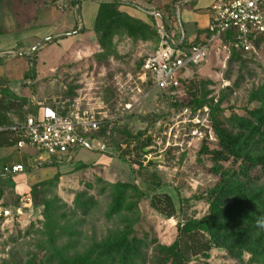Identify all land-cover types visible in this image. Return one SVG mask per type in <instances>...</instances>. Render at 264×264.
I'll return each mask as SVG.
<instances>
[{"label":"rangeland","instance_id":"rangeland-1","mask_svg":"<svg viewBox=\"0 0 264 264\" xmlns=\"http://www.w3.org/2000/svg\"><path fill=\"white\" fill-rule=\"evenodd\" d=\"M76 1L3 0L0 3V47L14 38L15 31L23 33L20 36L24 37L26 33L54 26L56 34L67 35L46 42L33 60L27 58L30 59L27 72L30 80L23 83L17 95L32 102L34 99L47 101L65 113L79 104L103 113L108 122L122 115L120 122L115 125L109 122L96 134L115 155L78 149L73 163H59L58 156L54 157L58 162L54 165L43 166L13 179H0V188L4 190L0 201L2 207L17 206L20 199L35 188L40 202L27 213L22 224L0 226V264H45L56 249L69 244L71 254H75L87 249L95 240L107 237L116 229L117 219L108 221L106 218L111 200L108 193H102L104 185L99 183L100 180L138 186L144 195L139 200L142 219L136 225L137 236L169 246L180 235L175 225L177 221L200 219L207 214L210 206L208 195L217 184L218 175L239 172L238 165L232 160L214 162L211 156L201 155V143L193 135L195 130L181 124L184 118L179 111L176 114L169 111L166 118L157 117L159 95L153 90L151 75H144L145 62L158 46L157 38L140 40L119 34L113 41L115 52H110L101 48L92 29L97 17V4L119 2L124 11L148 23L153 13L171 19L175 22L170 24L172 33L184 29L189 48L197 43L192 38L199 34V27L194 23L196 14H199L195 10L199 2L92 0V3L78 0L76 4ZM79 1H83L80 13ZM184 7L180 15L178 12ZM188 12L194 16L192 21ZM80 15L84 20V31L75 29L81 23ZM37 42L35 38L21 41L24 46H34ZM208 53L209 61L194 69L199 96L204 94L202 83L210 82L208 106L214 107L212 117L223 129L236 130L232 121L234 117L245 116L248 110L261 106L258 102L251 103L250 96L253 90L264 84V43L259 48L252 46L246 50L241 60L232 65L219 42L210 46ZM192 92L195 90L183 88L179 102L190 100ZM171 102L167 100V106ZM197 113L193 111V116ZM205 115L203 113L201 119H205ZM144 132L152 139V147L143 153L141 148L146 139L135 138ZM119 151L126 152V159L116 156ZM28 153L41 154L33 148ZM163 155L166 156L164 163L149 164ZM3 171L4 164L0 163V174ZM82 192L95 199L91 214L68 217L73 211L75 198ZM156 194L171 196L176 206L175 220L169 222L167 216L153 207ZM45 200L54 204L49 212L50 220L46 217ZM64 214H67L66 218ZM31 224L35 227L28 231ZM62 228L67 233H62ZM68 231L78 232V235L69 237ZM54 239L56 249L51 245ZM190 264H236V261L226 252L214 249L210 259L200 257Z\"/></svg>","mask_w":264,"mask_h":264},{"label":"trees","instance_id":"trees-1","mask_svg":"<svg viewBox=\"0 0 264 264\" xmlns=\"http://www.w3.org/2000/svg\"><path fill=\"white\" fill-rule=\"evenodd\" d=\"M2 1L0 0V3ZM63 1L65 0H52L53 3ZM163 17L169 31L172 32L170 24L175 22ZM150 19L151 22L148 23L131 16L122 9L119 2H103L100 4L94 31L101 48L110 52H115L113 41L119 34L140 40L157 38L159 42L155 54L159 48L160 37L154 25L155 18L150 16ZM177 35H180V30ZM229 40L227 38L226 42ZM263 43L264 34L254 36L252 46L259 48ZM245 52L246 50L232 48L229 64L241 60V55ZM34 55L29 58L33 60ZM2 62L0 60V64ZM196 68L198 67L188 70L181 79L180 93L185 87L195 90L190 95L191 99L181 103L171 100V105L167 106L165 96L157 93L160 109L156 115L158 118H166L169 111L176 114L184 108L195 112L208 109L216 142L210 141L207 135L201 144V155L211 156L214 162L232 160L238 165L239 172L217 174L219 180L208 195L210 206L207 214L200 219L180 221L178 224L180 235L169 246L157 240L139 238L136 225L142 219L139 200L144 193L134 184H110L100 180L99 183L104 185L102 193H108L111 200L106 218L108 221L117 219L116 229L110 231L104 239L95 240L87 249L75 254H71L72 248L69 244L62 249H56L54 239L51 245L56 252L47 258L45 264H190L193 259L200 257L210 259L214 249L226 252L236 264H264V227L258 224V221L264 220V84L253 90L250 96L251 103L258 102L261 106L248 110L245 116L234 117L232 121L236 130H225L212 117L214 107L208 106L210 82L202 83L204 94L199 96L200 91L194 76ZM26 80H30L29 74ZM37 115L38 109L32 101L10 89L0 92V129H4L0 131V149L18 148V144L24 139L21 128L27 124L29 118ZM12 128L17 130L13 131ZM135 139H146L141 148L143 153L152 147V139L148 137L147 132L140 133ZM125 153H121V159H126ZM149 164L155 165L153 161ZM31 194L34 196V206H39L37 189H33ZM3 196L4 190L0 188V201ZM53 205V201L44 202L48 220ZM94 205L95 199L89 197L87 192H82L75 198L73 211L68 217L79 215L87 217ZM153 207L169 219L177 217L176 206L171 196L156 194ZM63 217L66 218L67 214ZM4 225L5 220L0 219V226ZM34 227L35 225L31 224L28 231ZM66 231L62 228V233H67ZM68 235L76 237L78 232L68 231Z\"/></svg>","mask_w":264,"mask_h":264},{"label":"built area","instance_id":"built-area-1","mask_svg":"<svg viewBox=\"0 0 264 264\" xmlns=\"http://www.w3.org/2000/svg\"><path fill=\"white\" fill-rule=\"evenodd\" d=\"M211 22L205 31L202 42L187 48L188 38L180 30V35L169 31L164 17L160 13H153L155 28L160 37L159 48L151 56L145 67L144 75H152L153 90L165 96V101L179 102L181 79L194 67H200L210 59L208 50L210 46L220 43L222 51L229 59L231 49L249 50L252 47L254 36L264 34V0H216L210 8ZM230 39L228 42L226 40ZM38 109L37 117L28 119L27 124L21 128L24 139L18 144L19 149L33 148L46 156L34 170L46 165H54V157H60L59 163H73L78 149L91 152L111 154L109 145L96 137L102 128L109 122L101 112L94 109L81 107L75 104L66 115L60 112L47 101L34 99L32 102ZM193 116V111L184 108L180 113L184 118L181 121L186 128H193L194 137L197 136L202 144L207 135L209 140L216 142L209 110H198ZM205 113V119L201 115ZM123 116L113 119L110 123L115 125ZM4 129H0L3 131ZM16 131L17 128H12ZM171 147V144H168ZM126 149L124 145H121ZM118 154V155H117ZM116 156L120 158L121 153ZM28 171L24 165H6L0 178L7 179L11 176L25 174ZM34 209L33 195L26 193L19 206L2 207L0 204V219L5 224H22L27 213ZM30 217V216H29ZM28 222L30 219H27ZM175 220L172 218L171 222ZM177 221L175 225L178 226Z\"/></svg>","mask_w":264,"mask_h":264},{"label":"crops","instance_id":"crops-1","mask_svg":"<svg viewBox=\"0 0 264 264\" xmlns=\"http://www.w3.org/2000/svg\"><path fill=\"white\" fill-rule=\"evenodd\" d=\"M87 1H90L92 3L94 2L92 0H87ZM212 1L213 0H209V2H206V0H190V2H199V4L195 7V10H197L198 11L197 13L199 14H196L197 16H195L196 18L194 22L196 26L199 27L197 28L199 34L195 35L192 38L193 42L195 41L197 43H200L205 38V33H201V32H205L210 25L211 22L210 8L214 4L213 2H215L216 0H214L213 2ZM82 2L79 5V13L82 8L81 7ZM101 3L103 2L97 4V16ZM184 9L185 7L182 8L178 13H180L181 15ZM188 15H189V20L192 21L194 16L190 12H188ZM80 20L81 23L78 26L79 28L78 27L75 28L77 29V31H81L83 29L85 30L84 20L81 18V15H80ZM96 20L94 25L92 26L93 30L96 24ZM40 31L43 32L40 33ZM55 31H57V29L54 28V26H52L51 29L45 27L43 29H39V31L38 30L36 32L34 31L33 33L32 32L26 33L24 37L20 36L23 33L15 31L13 33L14 38L11 39V41L7 42L6 44L3 43L1 45L0 60H2L3 62L0 64V92L6 89H10L16 94L19 93L20 89L23 86V83H26V75L27 72L29 71L30 59L28 60L27 58L31 55H34L40 49V47L46 44V42H52L53 40H59V38L67 36V35L56 34ZM183 31L187 36L186 31L184 29ZM25 38H35L38 40V42L34 46H24L21 43V41L24 40ZM29 150H31V148L0 149V163H3L4 166L24 165L26 168H28L27 172H32L34 171V168L38 165L39 161L47 160L48 158L38 153L31 155L28 153ZM34 182L39 183L41 181L39 182L34 181Z\"/></svg>","mask_w":264,"mask_h":264},{"label":"water","instance_id":"water-1","mask_svg":"<svg viewBox=\"0 0 264 264\" xmlns=\"http://www.w3.org/2000/svg\"><path fill=\"white\" fill-rule=\"evenodd\" d=\"M80 2H81V1H79L78 6L80 5ZM165 157H166V156L163 155V156H161L160 158H156V159H154V160H153L154 164L159 165V164L164 163V162H165Z\"/></svg>","mask_w":264,"mask_h":264},{"label":"clouds","instance_id":"clouds-1","mask_svg":"<svg viewBox=\"0 0 264 264\" xmlns=\"http://www.w3.org/2000/svg\"><path fill=\"white\" fill-rule=\"evenodd\" d=\"M258 224H259L261 227H264V220H260V221H258Z\"/></svg>","mask_w":264,"mask_h":264}]
</instances>
